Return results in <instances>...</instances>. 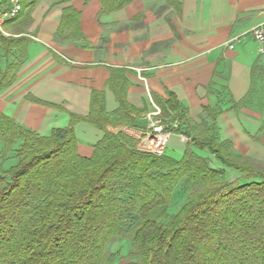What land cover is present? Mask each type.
<instances>
[{
    "label": "trees",
    "instance_id": "trees-1",
    "mask_svg": "<svg viewBox=\"0 0 264 264\" xmlns=\"http://www.w3.org/2000/svg\"><path fill=\"white\" fill-rule=\"evenodd\" d=\"M40 1L20 0L21 12L5 27ZM99 1L104 15L136 0ZM77 15L64 13L58 36L77 32ZM20 43L0 34V52L12 59L0 71V89L15 80ZM120 94L113 115L123 123L132 110ZM96 99L93 93L82 121L105 131L116 121ZM158 105L170 122L180 127L185 121L186 110L173 94ZM203 112L213 121L207 130L191 136L207 126L203 122L173 132L189 139L179 160L141 152L134 138L107 131L84 157L73 124L41 136L0 112V161H16L8 171L0 164V264H264V169L232 155L231 143L218 142L214 123L221 107ZM193 147L207 150L224 168ZM226 169L240 177L228 181ZM180 188L186 201L171 212ZM114 240L129 241L134 259L107 252Z\"/></svg>",
    "mask_w": 264,
    "mask_h": 264
},
{
    "label": "crops",
    "instance_id": "crops-1",
    "mask_svg": "<svg viewBox=\"0 0 264 264\" xmlns=\"http://www.w3.org/2000/svg\"><path fill=\"white\" fill-rule=\"evenodd\" d=\"M67 10L78 14L77 32L58 36ZM101 10L99 0H41L24 12L25 18L5 27V37L21 41L23 57L14 82L0 89L2 114L41 136L73 124L77 151L89 157L105 131L145 132L153 104L161 110L158 104L168 100L169 92L186 110L181 131L203 122L207 126L191 136L207 130L213 121L203 109L219 106L218 142L231 143L236 155L264 151V131L259 133L264 46L248 35L264 22V0H136L117 12L101 15ZM11 61L0 52V71ZM122 91L132 112L120 123L113 114ZM93 93L95 103L116 121L105 131L82 121L90 114ZM186 139L172 134L168 156L181 159ZM192 150L213 157L207 150Z\"/></svg>",
    "mask_w": 264,
    "mask_h": 264
},
{
    "label": "built area",
    "instance_id": "built-area-1",
    "mask_svg": "<svg viewBox=\"0 0 264 264\" xmlns=\"http://www.w3.org/2000/svg\"><path fill=\"white\" fill-rule=\"evenodd\" d=\"M22 10L20 0H0V34L7 36L5 24L18 16ZM248 35L252 40L264 46V22L254 27ZM232 48V45L228 46ZM148 128L145 132L126 130L128 136L138 141L137 150L146 153L161 155L166 149L169 138L173 132L179 129L176 121L166 120L161 110L153 104V111L147 116ZM183 140H187L182 134H178Z\"/></svg>",
    "mask_w": 264,
    "mask_h": 264
},
{
    "label": "rangeland",
    "instance_id": "rangeland-1",
    "mask_svg": "<svg viewBox=\"0 0 264 264\" xmlns=\"http://www.w3.org/2000/svg\"><path fill=\"white\" fill-rule=\"evenodd\" d=\"M261 146H263V150H264V145H261ZM166 150L167 149H165L161 155H167L168 156V153L166 152ZM246 151H248L247 148H246ZM231 154L236 155L232 151H231ZM236 156H240L243 160L251 163L255 167H259V168L264 169V151H262L261 149H258V152L255 154L254 157H251V154H249L248 152H246V153L244 152V153H241V154L236 155ZM211 160H212V163L215 164V162L213 161V157L211 158ZM0 164H2L4 171H8L10 169V167H12L16 164V161L14 159H7L5 161H0ZM225 177L228 181H233L235 179L233 174L230 172L228 174L226 173ZM187 195L188 194L185 193L183 191V189H181V188L174 194L173 204L171 205V208H170L171 212H177L178 209H180V207L185 203ZM106 250H107V252L114 253V254L119 253L120 256L124 259H128V260L134 259V257L130 255L131 244L127 240L111 241L109 244H107ZM119 260H120V258H117L116 263Z\"/></svg>",
    "mask_w": 264,
    "mask_h": 264
}]
</instances>
